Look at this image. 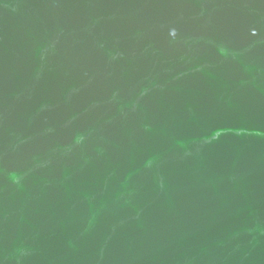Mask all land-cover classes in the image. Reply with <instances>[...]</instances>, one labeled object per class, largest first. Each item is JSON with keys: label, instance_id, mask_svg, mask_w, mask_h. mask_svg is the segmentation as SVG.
Wrapping results in <instances>:
<instances>
[{"label": "water", "instance_id": "95a60500", "mask_svg": "<svg viewBox=\"0 0 264 264\" xmlns=\"http://www.w3.org/2000/svg\"><path fill=\"white\" fill-rule=\"evenodd\" d=\"M0 264H264V0H0Z\"/></svg>", "mask_w": 264, "mask_h": 264}]
</instances>
